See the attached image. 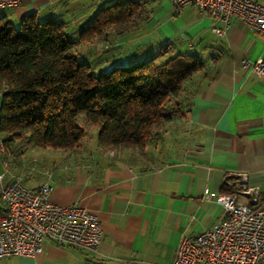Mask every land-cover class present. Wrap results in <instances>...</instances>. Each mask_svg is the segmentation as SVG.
Here are the masks:
<instances>
[{
  "label": "crops",
  "instance_id": "crops-1",
  "mask_svg": "<svg viewBox=\"0 0 264 264\" xmlns=\"http://www.w3.org/2000/svg\"><path fill=\"white\" fill-rule=\"evenodd\" d=\"M113 1L19 0L0 8V14L12 24L30 13L41 21L52 17L75 32ZM139 1L146 17L139 26L124 35L111 32L115 44L98 41L79 49L96 70L132 63L165 47L204 61L205 71L189 85L184 116L165 124L160 134L155 152L165 157L153 159L146 151L139 156L133 149L105 151L97 140L84 138L74 150L0 142L6 180L17 179L31 190L48 182L54 204L85 208L102 230L94 250L45 242L40 254L0 258V264H171L183 237L192 238L223 218V208L205 198L206 190L231 191L247 203L255 190L262 196L264 73L256 75L251 63L264 61V34L235 19L219 36L210 16L192 5L175 10L170 0ZM4 209L0 199V215Z\"/></svg>",
  "mask_w": 264,
  "mask_h": 264
},
{
  "label": "trees",
  "instance_id": "trees-1",
  "mask_svg": "<svg viewBox=\"0 0 264 264\" xmlns=\"http://www.w3.org/2000/svg\"><path fill=\"white\" fill-rule=\"evenodd\" d=\"M139 0H115L75 32L34 13L18 28L0 14V142L74 150L96 128L102 150L133 149L142 156L165 124L184 116L190 83L206 69L202 59L168 47L132 63L93 72L80 45L110 44L139 26ZM189 95V96H188ZM231 191L225 194H230Z\"/></svg>",
  "mask_w": 264,
  "mask_h": 264
},
{
  "label": "built area",
  "instance_id": "built-area-1",
  "mask_svg": "<svg viewBox=\"0 0 264 264\" xmlns=\"http://www.w3.org/2000/svg\"><path fill=\"white\" fill-rule=\"evenodd\" d=\"M170 2L175 10L192 5L207 13L215 23L212 31L216 35H223L235 19L264 34V4L254 0ZM18 4L19 0H0V8ZM251 69L262 75L264 61L257 59ZM50 192L48 182L31 190L17 179L6 180L0 172V199L5 207L0 215V258L40 254L45 242L96 249L102 235L98 218L78 205L54 204ZM204 196L223 208V218L192 238L183 237L171 264H264V192L260 197L255 190L250 203L240 202L236 193L206 190Z\"/></svg>",
  "mask_w": 264,
  "mask_h": 264
},
{
  "label": "rangeland",
  "instance_id": "rangeland-1",
  "mask_svg": "<svg viewBox=\"0 0 264 264\" xmlns=\"http://www.w3.org/2000/svg\"><path fill=\"white\" fill-rule=\"evenodd\" d=\"M15 28H18V26H19V22L18 23H15V24H12ZM115 42H117L116 40H114L113 41V44H115ZM95 66V65H94ZM93 66V72L95 73H97L98 72V70H96L95 68L96 67H94ZM78 123L80 124V125H82V126H84V128H85V136H84V139H86L87 140V142H90V141H93V140H97V136H96V128H94V127H92V126H89V125H85L84 124V120H83V116L82 115H79L78 116ZM154 146H156V147H154ZM157 146H158V148H160V140L158 139V138H156L155 140H153L151 143H150V148H149V150L146 148L145 150H144V152L143 153H153V155H155V157H153V159L155 158V159H162V158H164L165 156H163V155H161V156H159V155H157L156 154V149H158L157 148ZM146 151V152H145ZM145 160V159H144ZM144 160H140V162L142 163ZM151 163V162H150Z\"/></svg>",
  "mask_w": 264,
  "mask_h": 264
}]
</instances>
